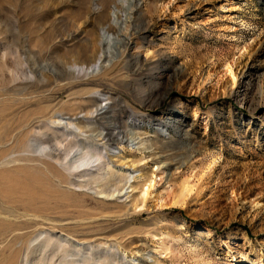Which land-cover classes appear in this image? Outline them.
I'll return each instance as SVG.
<instances>
[{"label":"rangeland","instance_id":"rangeland-1","mask_svg":"<svg viewBox=\"0 0 264 264\" xmlns=\"http://www.w3.org/2000/svg\"><path fill=\"white\" fill-rule=\"evenodd\" d=\"M128 2L0 0V264H264V0Z\"/></svg>","mask_w":264,"mask_h":264},{"label":"bare ground","instance_id":"bare-ground-1","mask_svg":"<svg viewBox=\"0 0 264 264\" xmlns=\"http://www.w3.org/2000/svg\"><path fill=\"white\" fill-rule=\"evenodd\" d=\"M125 1V0H124ZM130 5H132L133 3H134V0H129V2H128ZM118 14H117V12H115V14H114V20L109 24V28L110 27H114L118 22ZM105 43H107L108 44V46H110L111 45V43L113 44V47H115V46H117L118 44H120V42L118 41V40H115V39H113L112 37H111V34H109V31L107 30L106 32H105ZM230 71V73L232 74V76H233V80H234V83H237V77L235 76V74L233 73V71H232V69H230L229 70ZM154 186V183H153V181L150 183V185H149V188L150 187H153ZM148 188V189H149ZM261 201H264V196H262V198L260 197V199H258V201H257V203L255 204V206H258V205H260V202ZM179 201H175V204H177ZM53 241V239H47L46 241H45V243H46V246H49V244L51 243ZM245 260H247L246 259V257L244 258V261ZM68 263H69V261H68ZM70 264H74V262H70Z\"/></svg>","mask_w":264,"mask_h":264}]
</instances>
